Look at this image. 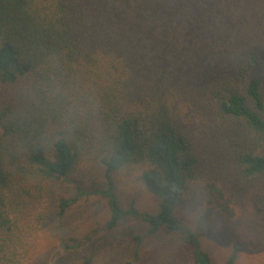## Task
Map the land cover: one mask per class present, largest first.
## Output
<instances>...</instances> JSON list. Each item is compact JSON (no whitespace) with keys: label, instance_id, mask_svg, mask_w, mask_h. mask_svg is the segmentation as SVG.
Masks as SVG:
<instances>
[{"label":"trees","instance_id":"trees-1","mask_svg":"<svg viewBox=\"0 0 264 264\" xmlns=\"http://www.w3.org/2000/svg\"><path fill=\"white\" fill-rule=\"evenodd\" d=\"M262 142L264 0H0V264L23 263L48 183L72 175L75 193L57 197L55 217L97 195L106 229L136 217L212 264L176 215L180 195L225 169L243 184L264 178ZM115 173L140 180L157 211L124 207ZM141 240L110 245L135 244L136 258ZM236 258L235 246L224 264Z\"/></svg>","mask_w":264,"mask_h":264},{"label":"rangeland","instance_id":"rangeland-1","mask_svg":"<svg viewBox=\"0 0 264 264\" xmlns=\"http://www.w3.org/2000/svg\"><path fill=\"white\" fill-rule=\"evenodd\" d=\"M258 152L264 153V142ZM86 169L92 177L98 173L91 164ZM225 170L221 180L206 175L188 183L178 200L176 215L195 232L212 264H224L235 246L234 264H264V178L243 184L233 175L227 176ZM73 179L72 175L68 183H48V197L37 204V212L44 218L27 234L31 252L22 264H73L85 254L94 255L92 264H123L128 259L132 264H194L193 248L179 233L161 229L148 234V227L136 217H125L115 228L106 229L108 211L104 199L97 195L79 196L63 217H55L57 197L75 193ZM113 179L124 207L133 204L140 212L157 211L156 197L134 175L115 173ZM92 232L88 246L62 250L69 238L83 241ZM136 234L142 236L136 258L135 244L110 245L112 240L126 241ZM52 252L61 256L50 258Z\"/></svg>","mask_w":264,"mask_h":264}]
</instances>
